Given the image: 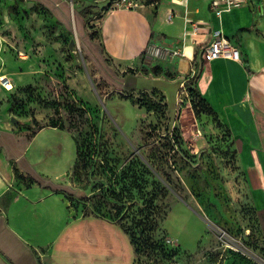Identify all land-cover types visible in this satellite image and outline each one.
<instances>
[{"label":"rangeland","instance_id":"1","mask_svg":"<svg viewBox=\"0 0 264 264\" xmlns=\"http://www.w3.org/2000/svg\"><path fill=\"white\" fill-rule=\"evenodd\" d=\"M65 1L69 26L41 4L33 12L0 0V34L39 58L20 69L0 106L28 134L67 129L25 137L35 173L63 175L74 215L134 226L151 214L159 227L136 264H264V209L251 203L229 128L192 91L193 73L152 60L148 50L130 68L96 46L110 10L162 0ZM86 7L93 12L84 22L78 15ZM43 24L61 44L40 53L31 40H42ZM9 48L17 60L28 59ZM152 105L155 112L145 110ZM74 136L80 145L72 169Z\"/></svg>","mask_w":264,"mask_h":264},{"label":"crops","instance_id":"2","mask_svg":"<svg viewBox=\"0 0 264 264\" xmlns=\"http://www.w3.org/2000/svg\"><path fill=\"white\" fill-rule=\"evenodd\" d=\"M16 1L33 12L41 4L55 20L69 23L71 10L65 0ZM46 28L43 24L42 40H31L32 51L43 53L52 44L60 46L59 41L49 40ZM214 32L240 50L241 60L202 58L203 48L216 37ZM152 44L184 52V57L164 61L175 63L184 75L195 74V88L230 130L252 205L264 209V0H249L247 6L221 16L213 12L210 0H162L144 9H112L99 22L96 45L100 50L102 45L103 54L116 64L132 68ZM9 45L17 48L14 40L0 34V74L9 77L14 87L20 82V69L39 58L17 48L28 57L17 60ZM4 91L9 90L0 86V101L6 97ZM13 118L0 106V264H134L130 238L117 223L74 215L67 186L60 184L63 175L49 178L35 173L25 137L34 138L46 128L67 129L46 126L30 136ZM74 139L73 167L78 151Z\"/></svg>","mask_w":264,"mask_h":264},{"label":"built area","instance_id":"3","mask_svg":"<svg viewBox=\"0 0 264 264\" xmlns=\"http://www.w3.org/2000/svg\"><path fill=\"white\" fill-rule=\"evenodd\" d=\"M248 4L249 0H210V7L217 16H221L224 12H229L233 9L247 6ZM122 5H125L124 0ZM214 33L216 34V37L208 46L203 48L202 58L207 61L218 58H226L236 61L241 60L240 50L221 33ZM148 55L152 60H174L175 58H181L185 56L184 52L179 48L172 49L170 47H164L155 44L148 48ZM193 77H195V74H192V78ZM0 86L9 91L13 88L11 79L6 75H0ZM198 133L200 134V131Z\"/></svg>","mask_w":264,"mask_h":264},{"label":"trees","instance_id":"4","mask_svg":"<svg viewBox=\"0 0 264 264\" xmlns=\"http://www.w3.org/2000/svg\"><path fill=\"white\" fill-rule=\"evenodd\" d=\"M92 12L93 11L91 10L90 7H86V8H84V10H82L79 13L78 16L85 22L86 19L88 18V16ZM68 25H69V23H68ZM88 38L92 41L93 40L92 34H88ZM102 50L103 49H102V45H101V50L100 51L103 52ZM191 79H193V82L191 84L193 86V90L192 91L196 94V96L203 103V105L209 107L210 109H213L210 106V104L207 103V101L199 94V92L195 88V77H193V78L191 77ZM13 89H14V87L11 90H13ZM156 109H157V107L154 106V105H152V106H148L145 110L154 111L155 112ZM56 127H59V126H56ZM60 128H62V127H60ZM229 132H230V130H229ZM36 133L37 132H35L34 134H29V135L30 136H33ZM76 140H77V145H78V151H77V161H78V158H79V145H80V143H79V140L77 138H76ZM176 146H178V145H176ZM176 146L172 145V149H174V147H176ZM77 161H76L74 167L76 166ZM148 206L151 209L156 208V206H155V204L153 202L149 203ZM98 217H100V216H98ZM102 218H105V219H108V220H111V221L117 223L123 229V231L129 236L130 241H131V244H132V246L134 248L135 256H136V259H135V263L134 264H136L138 258L144 252H146V250H148L150 247H152L153 244H151V242L153 240L154 233L157 231V229L159 227V223L157 222V220L155 218H152L151 214L148 213L143 219L138 220V224L136 223V224H134V226H127V225H123V224L120 225L118 222L114 221L111 218H107V217H102Z\"/></svg>","mask_w":264,"mask_h":264},{"label":"water","instance_id":"5","mask_svg":"<svg viewBox=\"0 0 264 264\" xmlns=\"http://www.w3.org/2000/svg\"><path fill=\"white\" fill-rule=\"evenodd\" d=\"M13 122H17V120L15 118H13Z\"/></svg>","mask_w":264,"mask_h":264},{"label":"bare ground","instance_id":"6","mask_svg":"<svg viewBox=\"0 0 264 264\" xmlns=\"http://www.w3.org/2000/svg\"><path fill=\"white\" fill-rule=\"evenodd\" d=\"M1 75V74H0Z\"/></svg>","mask_w":264,"mask_h":264}]
</instances>
